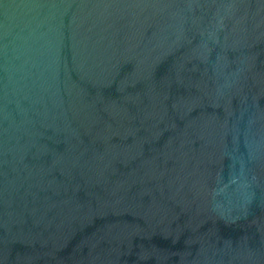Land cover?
Wrapping results in <instances>:
<instances>
[{
  "label": "water",
  "instance_id": "water-1",
  "mask_svg": "<svg viewBox=\"0 0 264 264\" xmlns=\"http://www.w3.org/2000/svg\"><path fill=\"white\" fill-rule=\"evenodd\" d=\"M0 264H264V0H0Z\"/></svg>",
  "mask_w": 264,
  "mask_h": 264
}]
</instances>
